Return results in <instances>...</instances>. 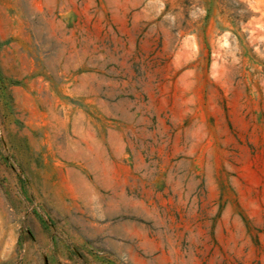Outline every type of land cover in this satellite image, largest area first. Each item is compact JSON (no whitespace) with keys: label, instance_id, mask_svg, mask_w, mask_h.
Here are the masks:
<instances>
[{"label":"rangeland","instance_id":"1","mask_svg":"<svg viewBox=\"0 0 264 264\" xmlns=\"http://www.w3.org/2000/svg\"><path fill=\"white\" fill-rule=\"evenodd\" d=\"M0 264H264V0H0Z\"/></svg>","mask_w":264,"mask_h":264}]
</instances>
